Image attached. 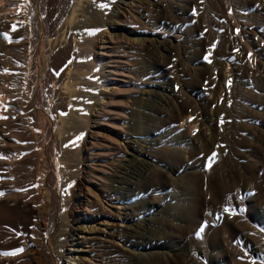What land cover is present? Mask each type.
Instances as JSON below:
<instances>
[{"label": "rangeland", "instance_id": "rangeland-1", "mask_svg": "<svg viewBox=\"0 0 264 264\" xmlns=\"http://www.w3.org/2000/svg\"><path fill=\"white\" fill-rule=\"evenodd\" d=\"M73 1H43L47 5L40 7V15L45 14L41 22L33 8L34 0H0V50L13 46L15 36H21L23 43L29 40L31 49L37 50L31 69L40 78L46 66V38L53 32L55 14L57 17L58 11L68 8ZM88 1L91 4L94 0ZM98 1L99 5L108 2ZM114 2L112 8L108 2L105 15H118L114 20L118 31L126 35L123 40L132 43L135 37L141 39L135 46L123 42L125 48L118 52L119 63H126L135 75L120 74L112 82L121 90L134 87L130 101L122 90L120 98H113L120 103L113 105H130L124 106L131 113L128 112L130 126L126 129L135 132L130 130L128 137L121 140L120 151L126 153L129 169L122 179L123 202L110 182L112 199L103 198L106 212L80 233L88 240L81 244L76 261L264 264V0H128L120 7ZM4 54L0 52V63L6 67L8 57ZM129 79H135L133 85L126 82ZM5 101L6 105H0V123L4 122L0 127V155L12 162L32 163L14 139L20 131L22 113H30L25 109L8 113L12 107L10 100ZM48 121L45 116L42 129L35 130L36 135L43 131V147L36 145L37 150L31 149L33 156H40L36 170L39 185L46 171L47 175L55 171L54 160L61 169L58 158L52 156L55 130L49 137ZM107 124L100 130L108 138L116 137ZM134 148L142 151V158L136 163L130 161ZM115 151L103 148V159L96 160L98 165L115 163ZM108 165L107 169L112 168ZM134 168L137 175L132 177L130 172ZM3 172L7 171L1 170L6 176ZM45 188L43 184L40 189L43 196ZM49 188L51 192L57 190L58 184ZM23 205L6 208L9 224L0 208V247L5 248L0 264L46 263L42 246L39 247L42 233L38 235L40 231L32 229L37 213L30 205ZM13 220L17 221L16 227H29L28 254L21 252V233ZM120 229L124 230L122 237ZM52 232L54 235L57 229ZM93 239L103 241L99 251ZM58 263L74 264L60 257Z\"/></svg>", "mask_w": 264, "mask_h": 264}, {"label": "bare ground", "instance_id": "bare-ground-1", "mask_svg": "<svg viewBox=\"0 0 264 264\" xmlns=\"http://www.w3.org/2000/svg\"><path fill=\"white\" fill-rule=\"evenodd\" d=\"M87 1L74 0L68 8L64 7V5V10L60 9L57 17L55 14L54 23L52 21V27L50 26L53 32L50 33V30H52L50 29V34L46 38L47 47L44 54L46 66L43 74L39 76L40 78L35 76L33 72L35 69H31V60L37 50L31 49L32 46L30 47L29 40H25L24 43L22 40L20 42L19 37L21 36L16 33L19 37L15 36L13 46L9 47L10 44L8 48L0 50V52L5 53V57H8L6 59V67L3 62L0 63V105L3 103L6 105L8 101L3 102V99H7L10 100L9 105L12 107V109L8 110V113H16L18 109H25L27 114L28 112L30 113V116H23L22 113L21 119L18 117L20 119V131L18 135H14V139L16 144L18 143L20 151L23 154L25 153L28 158L30 157L32 162L30 163L28 160L21 163L12 162L9 157L0 155V161L3 162L0 163V194H2L0 195V208L4 209L3 215L7 219V224L10 223V220L8 221L9 214L6 212L10 206L25 204V206L27 205L28 207L30 205L33 210L35 209L37 216L33 212L36 219L34 222L32 221V229L40 231L39 233L37 232L38 235L42 233V235H39L42 237V243H40V239H37L42 245L38 244L37 246H42L41 249L46 260L45 264H59V257L66 260L67 263L78 264L76 255L80 251L81 244L88 240L87 236H80V233L84 229L90 228V223L95 221L96 218L99 219L101 213L106 212L102 206V200L103 198H111L110 182H113L115 191L118 192L120 200L123 202L125 183V181L123 183V178L128 174V168L126 167L128 162L125 161L128 157L126 158V153L120 150H122L121 140L126 139L129 135L128 132L131 130L126 129L127 126H130L128 124V119L130 118L128 114L130 112L125 108L130 105H123V103L118 104V106L113 105L115 102L120 103L119 100L114 102L113 98H120L119 96H122L121 92L125 90L122 89V91L119 88H115L113 80L117 79L116 76L120 74L132 75L131 77L135 75L130 66L126 63H119L121 60L119 58L121 57L118 54L125 48V44L135 46V44L138 45L141 42V39L135 37L139 39L135 42L134 40L136 39L133 38V42L131 38L132 43H126L125 39L123 40L126 35L122 36L114 20L118 15L115 12H109V15L106 16V11H109L107 7H101L98 4V0V3L94 0L95 2L93 1L91 4L86 3ZM112 1H117V5L120 7L121 4L127 3L128 0H108L110 7L112 6ZM108 2L105 4L100 2V4L106 5ZM41 5L46 8L47 4L45 2L41 4L40 0H34L33 8L39 15L42 10L40 8ZM107 6H109V3ZM42 14L40 15V21L44 22L43 16L45 14ZM107 17L110 19H107ZM22 29L27 30L28 26H22ZM74 33L75 39L73 38ZM123 42H125L124 45ZM134 80L129 79L126 82L131 84ZM128 89L125 90V93H127L126 96L129 100V98L133 97L130 96V93L133 94L134 87L130 91ZM45 116H48L50 120L46 125L49 130L48 136L51 137L55 130L51 150L53 158L57 157L59 163H61V169L59 170L56 165L57 162L54 160L55 171L48 175L46 171L41 176L42 182L39 185V174L37 175L36 170L40 156H33L31 149L35 150L36 145H39L40 148L43 147L45 140L43 131H39L38 135H36L35 130L42 129ZM0 118H2L1 115ZM15 119L17 120V117ZM3 123H0V127H2ZM105 123L109 124L108 128L114 132L116 137L108 138L100 130V128H105ZM133 125L131 124L132 127H134ZM107 147L112 148V151L116 150L114 152L116 162L108 163L110 165L105 163L98 165L96 160L103 159L104 154L102 155L101 153H103V148ZM141 153V149L134 148L130 161L132 163L135 161L134 163H136L137 160L142 158ZM6 154L7 152L4 155ZM4 158L7 161H2ZM86 161H89V163ZM33 165L36 167L35 170H33ZM106 165L112 166L110 169L114 171L111 173ZM119 167L125 168L119 169ZM134 169H130L132 177L137 175V169ZM1 170H6L7 175L4 176ZM109 174L115 175V178H112V175L111 178L108 177L107 175ZM3 181L7 182V184H3ZM43 184L46 186V194L44 196L40 193ZM53 184H58V188L51 192L49 187ZM117 197L119 198V196ZM22 208H24V205ZM27 222L29 224V221ZM14 224H16L14 225L16 227L17 221ZM16 228L21 233V236L18 233L22 238L20 240L22 241L21 252L26 253L29 247L27 241L28 231L26 233V230L29 227L27 229L25 225H18ZM53 229H57L54 235ZM123 231L120 229V237H122ZM52 235L53 238L51 239ZM100 239L102 240V238ZM102 242L94 240V247H96L97 251L100 250V246H103ZM7 244H9V241ZM52 244L54 247H52ZM91 247L93 248V246ZM3 248L0 247V254L5 249ZM26 258L28 259V257ZM10 260L12 261L13 258H10ZM16 260L19 259L17 258ZM45 260L41 261L45 262ZM7 261L8 263L10 262L9 259ZM15 263L17 262L15 261Z\"/></svg>", "mask_w": 264, "mask_h": 264}, {"label": "snow or ice", "instance_id": "snow-or-ice-1", "mask_svg": "<svg viewBox=\"0 0 264 264\" xmlns=\"http://www.w3.org/2000/svg\"><path fill=\"white\" fill-rule=\"evenodd\" d=\"M101 7H107V5H100ZM0 195H2V194H0Z\"/></svg>", "mask_w": 264, "mask_h": 264}]
</instances>
